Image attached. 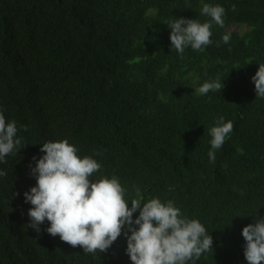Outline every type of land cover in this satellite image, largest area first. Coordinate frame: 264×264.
I'll use <instances>...</instances> for the list:
<instances>
[{"label": "trees", "instance_id": "obj_1", "mask_svg": "<svg viewBox=\"0 0 264 264\" xmlns=\"http://www.w3.org/2000/svg\"><path fill=\"white\" fill-rule=\"evenodd\" d=\"M204 3L224 7L225 25L213 23V43L181 59L167 24L207 22ZM259 63L264 0H0V111L23 147L0 163V264H132L123 235L91 255L49 235L47 221L40 233L27 226L33 157L64 139L101 163L93 179L119 177L126 200L138 187L199 220L214 243L195 264H247L242 230L264 218ZM216 79L222 91L195 93ZM220 116L234 129L210 163L208 130Z\"/></svg>", "mask_w": 264, "mask_h": 264}, {"label": "clouds", "instance_id": "obj_2", "mask_svg": "<svg viewBox=\"0 0 264 264\" xmlns=\"http://www.w3.org/2000/svg\"><path fill=\"white\" fill-rule=\"evenodd\" d=\"M200 15L210 19L201 23L198 19L180 17L167 24L171 29V50L181 59L186 48L203 51L213 43L210 39L213 23L221 28L225 25V9L221 5L204 3ZM230 39V32L222 36L224 44ZM251 79L256 97L264 98V63H259ZM224 87L218 79L206 81L195 88V93L204 96ZM21 127L28 130L27 125ZM233 129V122H225L220 116L208 130L210 163H215L216 151L222 148ZM17 132L16 122H8L0 111V163H7L6 157L23 148ZM40 152L43 155L39 159L33 157L35 166L30 165V175L36 184L24 193L25 203L32 205L27 213L30 220L27 226L37 233L47 221L50 226L45 231L49 235L59 236L73 247L81 246L85 254L91 255L97 251L106 253L123 235L132 264H188L189 261L195 264L204 253L213 250V237L206 227L199 220L183 215L174 201L162 202L158 197L145 200L138 187L135 198L129 201L125 199L128 190L119 177L93 179L101 170V163L90 155L80 157L79 149L67 139L43 143ZM4 175L6 172L0 170V176ZM137 212L139 215L134 219ZM242 236L247 264H262L264 218L259 216L245 226Z\"/></svg>", "mask_w": 264, "mask_h": 264}, {"label": "rangeland", "instance_id": "obj_3", "mask_svg": "<svg viewBox=\"0 0 264 264\" xmlns=\"http://www.w3.org/2000/svg\"><path fill=\"white\" fill-rule=\"evenodd\" d=\"M236 29V28H235Z\"/></svg>", "mask_w": 264, "mask_h": 264}]
</instances>
